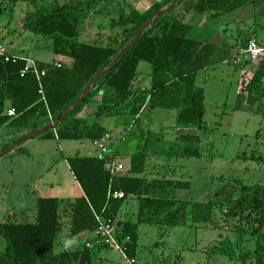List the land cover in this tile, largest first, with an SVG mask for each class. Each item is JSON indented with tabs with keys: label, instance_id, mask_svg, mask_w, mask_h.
<instances>
[{
	"label": "trees",
	"instance_id": "obj_1",
	"mask_svg": "<svg viewBox=\"0 0 264 264\" xmlns=\"http://www.w3.org/2000/svg\"><path fill=\"white\" fill-rule=\"evenodd\" d=\"M21 1L26 0H0V19L4 12L3 2L15 5ZM173 1L170 0L168 4ZM253 2L255 0H186L178 13H173L172 8L158 15L118 63L98 78L87 95L73 108H69L70 104L82 96L88 82L113 62L124 47L133 41L139 28L165 4L161 0L154 1L144 13L134 8L129 12L121 11L119 18L112 19V24L124 29L109 37L106 43L79 40L82 22L90 14L97 13L96 9L92 10L96 0L49 1L40 4L35 9V16L26 21L23 27L51 40L53 54L65 56L69 61L63 62L60 67H56L54 62H39V69L45 70L40 81L32 73L20 74L25 64L23 60L0 65V129L6 126L14 134L11 142L4 144L1 151L15 140L45 127L51 120L60 121L43 132L39 139L100 140L108 133L100 124L101 118L114 115L122 121L121 118L128 116L132 119L127 124L133 122L137 125L145 106L149 109H175L176 124L183 128L194 127L203 136L208 128L204 120L205 96L204 88L198 86L196 80L199 72L210 67L214 45L191 38V25L184 21V17L189 12L196 15L211 12V15L217 16ZM247 41L242 43L240 51H243ZM140 62L150 65L149 85L143 88L139 86V81L136 83ZM263 78L264 61H261L254 66L252 76L244 84L243 90L256 100H262ZM39 83L44 99L38 93ZM97 96L100 100L93 117L88 120L83 118V108ZM9 108L14 109V116L7 115ZM66 108L67 113L63 116ZM126 134L129 135L127 139H142L136 133ZM143 140L148 144V141ZM15 152L28 154L21 146ZM133 152L129 168L115 175L107 165L115 160L117 151L99 155H80L76 152L66 157L81 194L73 198L66 213L59 209L62 198L39 196L32 220H18L14 217L15 212L1 220L0 264H97L94 253L104 246H86L98 228L95 215L115 220L123 201L131 195L139 199L140 218L150 213L156 215L157 223L169 226L183 222L187 207H190L193 224L215 223L218 204H227L228 210L224 215L228 219L238 217L241 221L244 215L255 214L252 222L259 231L256 235L257 245L250 251L254 254L253 264H264L263 183L240 182L236 205H228L226 198L219 196L207 202H183L175 199V192L188 189L190 182L145 177L149 155L146 146H137ZM203 154V147L181 145L168 155L200 157ZM255 160L262 161L263 158L258 156ZM108 189L112 192L122 191L124 198L108 197ZM145 220L149 222L152 219L146 216ZM121 224L119 235L128 238L125 254L132 257L137 247V223L129 220ZM243 232L238 229L235 238L224 236L213 252L227 256L230 260H240L242 264H250L248 261L252 253L244 249ZM63 237H76L78 244L62 249Z\"/></svg>",
	"mask_w": 264,
	"mask_h": 264
},
{
	"label": "rangeland",
	"instance_id": "obj_2",
	"mask_svg": "<svg viewBox=\"0 0 264 264\" xmlns=\"http://www.w3.org/2000/svg\"><path fill=\"white\" fill-rule=\"evenodd\" d=\"M49 1L62 3L66 0H26L16 3L17 5H13L12 2H3L0 43L18 55L25 54L39 61L52 60L55 56L52 52L51 40L31 33L23 27L26 21L35 16L36 7ZM154 1L158 0H96L92 10L96 9L97 13H93V16L82 22L79 40L92 42L96 39L98 43L108 42L109 37H113L117 31L122 32L124 29L114 27L112 19L119 18L121 11L129 12L133 8L136 9L134 6L137 3L141 6L143 3L151 4ZM169 1L165 0V2ZM185 1L181 0V3L175 5L173 13H178ZM13 6L16 7L12 13ZM238 12H231L219 18L208 16L206 21L196 24L190 32L192 38L200 40L213 31L219 33L217 39L213 37L215 38L213 41L215 54L210 59V67L199 72L197 76L198 82L204 88V120L208 126L205 130L207 132H204L205 136H202L194 127L181 129L183 127L174 121L175 109L167 110L166 114H156L154 117L149 115L150 111L147 110L149 108L146 107L139 115V124L132 122L128 125L127 121L132 118L123 117L122 121L119 120L121 122L117 130L110 131L111 136L108 142H104L102 147V142L94 143L100 147V150L117 151L116 157L123 162H126L135 148L133 139L126 138L129 137L126 132L136 133L135 135L148 141V145L151 142L153 146L166 138L168 141L164 144L170 151L181 145L203 147L204 154L200 157H165L172 163L173 170L177 172V178L190 182L188 189H180L176 192V197L182 200L207 202L222 195L228 201V205H236L240 182L264 185V98L256 100L250 93L243 90L244 84L252 76V67L254 68L255 64L248 61L245 54L236 49L238 26L246 24L250 27L262 26L260 23L264 18V0L247 4ZM237 16H241L243 21L235 23L233 19ZM251 16L253 18H250ZM246 41L241 40L240 44ZM223 45L238 50L240 63L228 61L222 63L225 58L223 54L226 51ZM226 59L228 60V55ZM138 70L140 74L136 83L139 81V84L144 83L143 87H147L150 65L140 62ZM262 84L264 86V78ZM158 120H161L162 127H159ZM179 135H184L181 142H178ZM38 137L31 138L28 144H22L23 147L35 145L33 154L27 156L12 151L0 157V221L7 219L9 214L20 209L29 212L28 215L33 214L36 199L39 196L62 198L59 209L62 213H66L69 211L70 197L80 193L78 183L68 168L66 157L76 152L83 154L82 142L79 140L43 142L44 139ZM125 138L127 140L124 142ZM258 156H262L263 160L256 161L255 158ZM12 181L15 184H12ZM226 210H228L227 204H218L215 209L216 222L197 226V230L189 226L185 212L183 222L170 231L172 235L186 231L191 235L190 242L193 243L196 236L199 241L206 235L219 237L221 234V237L235 238L237 230L242 229L244 249L251 254L257 245L256 235L259 231L252 222L255 214L244 215L240 221L238 217L228 219L224 215ZM147 226L152 227V229L149 228V232L157 231L156 224L149 223ZM65 238L67 237L62 238V242ZM199 258L206 261L204 256ZM253 258L252 253L250 264H253ZM220 259L226 262L229 260L224 255H221Z\"/></svg>",
	"mask_w": 264,
	"mask_h": 264
},
{
	"label": "crops",
	"instance_id": "obj_3",
	"mask_svg": "<svg viewBox=\"0 0 264 264\" xmlns=\"http://www.w3.org/2000/svg\"><path fill=\"white\" fill-rule=\"evenodd\" d=\"M161 2L163 4H165V6L169 5L168 4L169 2H165V0H161ZM150 5L151 4H149L148 2L143 3V5H141V6L137 3V4H135L134 7L138 10L139 13H141V12L146 11ZM245 6L246 5L238 8L234 11H231V12L232 13L238 12L241 8H243ZM15 7L13 6L12 13L14 12ZM231 12L222 13V14L217 15V16L211 15V12L205 13L203 15H196L193 12H189L187 15H185L184 21L188 22L191 25V30H190V32H191L193 27H195L196 24H198L202 21H206V17L209 16V17H213V18H215V17L219 18L222 16H227V14H229ZM237 14H239V12ZM91 16H93V15L90 14L87 19H89ZM250 18H253V16H251ZM233 21H235V23H237V22H242L243 20H242L241 16H237V17H235V19H233ZM260 24L262 25L261 27H263L262 29H260L261 27H258V25L256 27H250L247 24L243 25V26H238L239 28H237V30H236L238 46L236 49L239 50V48L241 47V44H240L241 40H248L251 38H254L257 41H259L260 43L264 44V18ZM92 34H94V33H92ZM92 34H91V36H92ZM218 35H219L218 31H213L211 34H208L206 37H204L203 40H200V39H196V40L202 41V42H208V43L215 45L213 43V41L215 38L217 39V37H219ZM189 36H190V33H189ZM213 37H215V38H213ZM92 42H97V40L93 39ZM86 43H91V41L86 42ZM229 47L230 46H228V45H223V48H226V51H225V54H223V55H225V58L222 60V63H225L227 61L230 63L231 62L240 63L238 50L233 49V48H229ZM9 51H11V50H9ZM12 53H14V52H12ZM15 54H17V53H15ZM214 54H215V50H213L211 58ZM227 55H228V60L226 59ZM19 56L30 57V56L25 55V54H23V55L20 54ZM54 56L55 57L50 61H39V59L38 60L35 58H33V59H35L37 61V63H39V62H56V61H60L62 63L63 62L67 63L69 61L68 58L65 56L55 55V54H54ZM30 58H32V57H30ZM252 70L254 71L253 67H252ZM197 76H198V74H197ZM196 83L198 86L203 87L198 82V80H196ZM139 85L142 86V88H143L144 83L139 84ZM99 100H100V97L97 96L93 100V102H91L88 106L84 107L82 112H81V116L87 120L91 119L93 117V112H94L96 105H97ZM7 105H8V103H7ZM146 107L147 106H145L143 108V111ZM147 110L150 111V112L148 111L149 115L154 116V117L156 116V114H166V111H167V110L162 109V108H154V109H147ZM173 115H174V121H175L176 110H174ZM120 122L121 121H119L118 117L114 116V115L105 116V117L101 118V120H100V124L105 128V130L108 132V134H110L111 130H117V127L120 125L119 124ZM158 124H159V127L163 126V124H161V120L160 121L158 120ZM181 129L186 130L187 128H181ZM181 129H179L180 132H181ZM180 132H179V134H180ZM183 137H184V135L183 136L179 135L178 136V142H181V140L184 139ZM12 138H14V134L8 129V127L3 126L0 129V149H2L4 144L10 143ZM18 140H15L14 142H16ZM126 140L127 139H125L124 142ZM47 141L59 142L60 140H57V139L43 140V142H47ZM79 141L82 142L81 146L83 147L82 148L83 154H80V155H99V154H102V153L109 151L108 149L100 150L99 149L100 147L95 145L93 141H89V140H79ZM166 141H168V140H166V138H163V140L156 142L157 143L156 146H153V144L151 142L149 145L146 144L143 139H140V140L139 139H133L132 142L135 145V148L133 150H135L137 146H139V147L146 146V149H147L149 155H148L147 160H146V166H145V171H144L145 177H147V178L164 177V178L183 180L182 178H177V176H176L177 172H175L173 170L172 163L168 162L167 159L165 158V157L169 158L171 155H168V154L170 152H172V151L168 150L166 145L164 144ZM29 142H31V139L24 140L19 146L23 147L22 144L25 145V144H28ZM33 146H35V145H32V147L24 146L23 148L28 151V154H21V155L29 156V155L33 154L34 153L33 152ZM18 147H16V148H18ZM15 149L13 151H15ZM177 149L178 148H175L173 151H176ZM77 153H79V152H77ZM133 153L134 152L129 154L126 162H123L121 159H119L117 157L115 158V161L117 163L122 164L124 169L127 170L129 168L130 157ZM185 181H187V180H185ZM12 184H15V182L12 181ZM78 186H79V184H78ZM79 188H80V186H79ZM178 190H180V189H178ZM176 192L174 195L175 199L183 201V202L188 201V200H182V199L177 198ZM79 194H81V188H80ZM78 195H76V196H78ZM76 196L70 197V200L72 201L73 198ZM219 197H222V195H219ZM138 211H139V199L136 198L135 196L131 195L123 201V203H122V205L118 211L117 217L114 220L119 229L122 226V224H121L122 222H126V221L131 220V221L137 223V229H136L137 247L134 251V255L132 257H129L125 253H121L120 251H116V250H112V249H109L106 247H102V248H98L97 251H95V253H94L95 263H97V264H242V262L240 260H234V259L233 260L229 259L227 262L222 261L220 259L221 255L213 252L214 247L218 246L220 243V240L223 238V237H221V234H219V237H217L216 235H214V236H209V235L202 236L200 241L198 239V236H196L194 242L192 243V242H190L191 241V237H190L191 235L189 233L187 234L186 231H182L180 233H177L176 235H172V233H171L172 231H170V230L171 229L173 230V228H175L176 225L169 226L166 224L157 223L156 220H158V219H157L156 215H152L150 213H146L145 216H142L140 218L138 216ZM185 212H186V216H187L186 221L189 223V226H191L195 230H197L196 229L197 226H200V227L206 226V224H199V223L193 224L192 218H191L190 207H187L185 209ZM28 213H27V211L20 209L17 212L15 211L16 215L14 217L18 220H25V219L32 220L34 218L35 211L31 215H28ZM146 216H149L152 220L147 222V220H145ZM159 217H162V215H160ZM149 223L150 224H156L157 231L152 232V233L149 232V230H150L149 228L152 229V227L147 226V224H149ZM209 228H211V227L209 226ZM212 228H215V227H212ZM87 236L88 235H86L85 238H87ZM229 237L232 238L231 236H229ZM183 242H185V243H183ZM64 247H65V244H64V242H62L61 248L63 249ZM199 256H204V258H206V261L199 258Z\"/></svg>",
	"mask_w": 264,
	"mask_h": 264
},
{
	"label": "built area",
	"instance_id": "obj_4",
	"mask_svg": "<svg viewBox=\"0 0 264 264\" xmlns=\"http://www.w3.org/2000/svg\"><path fill=\"white\" fill-rule=\"evenodd\" d=\"M243 54H245L248 61L252 62L253 64H258L261 61H264V44L260 43L254 38H251L247 41L245 48L242 51ZM19 60L24 61V67L21 70L20 74L24 75L26 73H32L36 76L38 81H40L41 77L45 75L44 69H39L38 63L35 59L30 57H22L15 53H12L9 51V49L3 45L0 44V65L6 64V63H15ZM62 62L56 61L54 62V65L56 67H60ZM38 93L41 95L42 99L43 97V90L41 83H39V90ZM7 115L14 116L15 111L13 108L7 109ZM110 135L106 133L104 137H102L100 140L93 141L94 143L102 142L101 147L103 146L104 142H106L109 139ZM110 172L115 175L119 174L123 171H125L122 164L117 163L115 160L110 162L107 165ZM108 197H112L114 199H123L124 193L122 191H111L108 189L107 193ZM95 218L98 222V228L95 231L93 235V239L86 243L87 247H93L102 245L106 248L120 251L121 253H125V243L128 241V238H121L119 235V228L114 220L110 219H103L99 215H95Z\"/></svg>",
	"mask_w": 264,
	"mask_h": 264
},
{
	"label": "water",
	"instance_id": "obj_5",
	"mask_svg": "<svg viewBox=\"0 0 264 264\" xmlns=\"http://www.w3.org/2000/svg\"><path fill=\"white\" fill-rule=\"evenodd\" d=\"M181 0H174L171 4L166 5L162 8H160L159 10H157L138 30L137 34L135 35L133 41H131L126 47H124V49L117 55V57L113 60V62L105 69H103L102 71H100L99 73H97L86 85L82 96L75 100L73 103L70 104L69 108H73L77 103H79L88 93V91L90 90V88L92 87L93 83L100 78L102 75H104L106 72H108L111 68H113L118 61L123 57V55L126 53V51L135 44V42L139 39L142 31L149 26L154 20L155 18L162 14L165 13L166 11L172 9L175 5H177ZM68 108H66L63 111V116L67 113ZM62 116V117H63ZM61 117V118H62ZM60 120H51L45 127L27 135L22 137L20 140L14 142L12 145H10L9 147H7L6 149H4L3 151L0 152V157L3 156L4 154L13 151L16 147H18L24 140L27 139H31L34 137H38L40 136L43 132H45L46 130L52 128L54 125H56Z\"/></svg>",
	"mask_w": 264,
	"mask_h": 264
},
{
	"label": "clouds",
	"instance_id": "obj_6",
	"mask_svg": "<svg viewBox=\"0 0 264 264\" xmlns=\"http://www.w3.org/2000/svg\"><path fill=\"white\" fill-rule=\"evenodd\" d=\"M78 243L76 237H71V238H65L64 244L66 248H72L76 246Z\"/></svg>",
	"mask_w": 264,
	"mask_h": 264
}]
</instances>
